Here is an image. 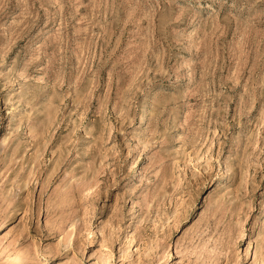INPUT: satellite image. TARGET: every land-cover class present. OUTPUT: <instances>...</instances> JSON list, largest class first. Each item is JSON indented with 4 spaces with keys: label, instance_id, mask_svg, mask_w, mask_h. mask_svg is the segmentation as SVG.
Masks as SVG:
<instances>
[{
    "label": "rangeland",
    "instance_id": "obj_1",
    "mask_svg": "<svg viewBox=\"0 0 264 264\" xmlns=\"http://www.w3.org/2000/svg\"><path fill=\"white\" fill-rule=\"evenodd\" d=\"M0 264H264V0H0Z\"/></svg>",
    "mask_w": 264,
    "mask_h": 264
}]
</instances>
